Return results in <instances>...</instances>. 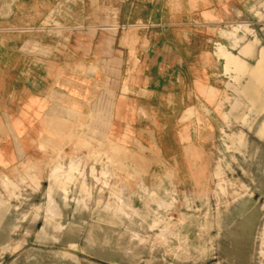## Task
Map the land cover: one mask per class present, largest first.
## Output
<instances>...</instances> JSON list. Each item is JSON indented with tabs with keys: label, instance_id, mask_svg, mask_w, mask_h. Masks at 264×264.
<instances>
[{
	"label": "rangeland",
	"instance_id": "rangeland-1",
	"mask_svg": "<svg viewBox=\"0 0 264 264\" xmlns=\"http://www.w3.org/2000/svg\"><path fill=\"white\" fill-rule=\"evenodd\" d=\"M102 1L0 0V47L38 50L51 45L57 61H68L66 57H75L68 51L92 41L99 44L103 33L136 29L133 24L115 27V20L104 18ZM223 29L234 50L226 38L220 43L230 50L218 44L217 54L224 59V72L237 83L238 96L209 101L211 111L205 101L193 98L181 115L182 84L167 86L176 92L175 99L160 98L152 119L158 123L159 142L173 146L163 150L173 157L166 168L117 147L127 142L115 135L104 159V145L88 138L89 81L80 75L87 69L77 70L79 80H72V88L60 84L78 95L81 132L72 136L68 131L55 147L49 146L45 171L31 174L30 185L2 205L0 264H264V92L258 86L264 71L262 79L261 74L254 78L260 70L257 51L264 50V0H250V21L227 23ZM21 52H2L0 62L21 61ZM78 55L80 61L92 57ZM59 71L66 75L72 70ZM198 71L175 70V78L184 73L193 90ZM9 75L24 78L28 73L0 71V77ZM55 100L63 109L70 105L64 95ZM115 103L112 93L111 109ZM126 110L132 113V108ZM216 112L223 114L224 123ZM62 118L54 122L53 115L47 117L50 124L70 129V118ZM97 119H91V128L103 126ZM120 119L123 127L134 126L131 117Z\"/></svg>",
	"mask_w": 264,
	"mask_h": 264
},
{
	"label": "crops",
	"instance_id": "crops-1",
	"mask_svg": "<svg viewBox=\"0 0 264 264\" xmlns=\"http://www.w3.org/2000/svg\"><path fill=\"white\" fill-rule=\"evenodd\" d=\"M102 2L105 5L103 17L109 22L115 20V27L125 28L133 24L136 29L119 31L115 28L116 33H103L99 44L94 45L92 41L68 51L75 53V57H66L68 61H57L56 48L51 45L38 50L9 45L0 47V53L10 55L22 50L21 61L13 64L0 62V71L8 69L18 73L22 69L28 73L24 78L11 75L0 77V211L7 200L30 185L31 174L45 171L49 146L55 147L59 137L68 131L72 132V136L81 132L76 124L80 115L78 95L60 86L65 84L72 88V80H79L77 70L80 68L96 69L91 72L86 70L80 75L89 81V103L85 110L88 138L91 135L93 144L104 145V159L105 151L110 148V143H114L110 137L115 135L117 140L125 139L127 142L116 146L129 150L135 158L144 156L151 166L166 168L170 164L173 157L163 155V150L173 146L159 142L158 123L152 119L156 116L160 98L173 103L176 92L168 90L167 86L175 82L182 84L181 115L191 108L193 98L205 101L211 111L209 101L217 104L229 95L231 101L238 96L235 90L237 83L224 72V59L218 56L217 48L218 44H222L220 41L228 38L231 50L222 45L230 51L234 50L233 41L223 27L235 21H250V0ZM112 10H115L114 16ZM97 33L95 31L93 35ZM196 39L198 46L194 45ZM235 49L238 52V47ZM80 53L83 56L91 53L92 57L80 61ZM37 55L36 62L32 61L31 57ZM192 68H199L192 81L193 90L190 79L187 81L184 73L175 78V70ZM60 69L72 71L65 75ZM112 93L116 100L113 109L110 107ZM21 94L24 95L22 99ZM58 95H64L70 103L67 108L63 109L55 100ZM127 108H132V113H128ZM48 115L55 117L54 122H61L62 116L66 115L70 118V129L67 125L50 124ZM216 115L224 123L223 114L216 112ZM126 117L132 118L134 126L123 127L120 118ZM92 118L102 119L103 126L93 125L91 128L89 123ZM230 119L233 120V117ZM187 139L192 141L190 127ZM142 148L147 151L142 152Z\"/></svg>",
	"mask_w": 264,
	"mask_h": 264
},
{
	"label": "bare ground",
	"instance_id": "bare-ground-1",
	"mask_svg": "<svg viewBox=\"0 0 264 264\" xmlns=\"http://www.w3.org/2000/svg\"><path fill=\"white\" fill-rule=\"evenodd\" d=\"M249 45H250V44H249ZM260 48H262V49H258V51H257V58H256L257 66H258V68H260V70H259V71L256 70V73H254V74H255V75H254V78H256L258 75H260L262 71H264V50H263V46L260 47ZM248 55H249V54H248ZM233 58H234V57H233ZM236 59H237V58H236ZM230 60H231V59H230ZM237 61L239 62L238 59H237ZM243 61H244V60H243ZM240 62L242 63V59L240 60ZM232 63H234V62H232ZM235 63H236V61H235ZM235 63H234V64H235ZM243 63H245V62H243ZM236 64H237V63H236ZM236 64H235V65H236ZM255 64H256V63H255ZM230 65H231V64H230ZM235 65H234V67H235ZM238 65H240V64H238ZM247 65H248V64H247ZM247 65H246V66H247ZM232 66H233V65H232ZM236 66H237V65H236ZM243 66H244V65H242V67H243ZM246 66H245V67H246ZM254 66H255V65H254ZM254 66L252 65V68H251V69H253ZM238 68H240V67H238ZM238 68H237V69H238ZM255 68H256V67H255ZM244 69H245V68H244ZM244 69H243V70L240 69V70L243 72ZM240 70H239V72H240ZM236 71H237V70H236ZM251 71H252V70L249 69V72H247V73H251ZM250 75H252V74H250ZM263 75H264V73H263ZM263 75L261 74V78H260V79H262V76H263ZM263 78H264V76H263ZM258 79H259V76H258ZM256 80H257V79H256ZM250 83H252V82H250ZM254 83H255V82H254ZM257 83H258V82H257ZM252 84H253V83H252ZM252 84H250V85H252ZM254 85H255V84H254ZM254 85H252V86H254ZM258 86H259L260 90H262V91L264 92V79H262V81L258 84ZM253 88H254V87H253ZM256 88H257V87H256ZM256 88H255V89H256ZM255 89H253V90L255 91ZM256 91H257V90H256ZM256 91H255V93H256ZM255 93H252V94H251V93L249 92V95H253V94L255 95ZM258 93H259V91H258ZM259 94H260V93H259ZM257 97H258V95L256 94V97H255V98H257ZM262 97H263V95H262ZM251 98H252V97H250V100H251ZM253 99H254V97H253ZM259 99H260V98H259ZM259 99H258V100H259ZM261 100H262V99H261ZM252 104H253V103H252ZM259 105H261V102H258V103H257V106H258V107H259ZM251 106H252V105H251ZM263 107H264V105L262 104V105H261V109H262ZM252 108H253V107H252ZM252 108H251V109H252ZM251 109H250V110H251ZM256 109H257V108H256ZM259 109H260V108H259ZM261 109H260V110H261ZM263 109H264V108H263ZM263 109H262V110H263ZM252 110H253V109H252ZM260 110H258V111H260ZM258 111H255V113H260V112H258ZM262 114H263V113H262ZM260 115H261V114H260ZM260 115H259V116H260ZM259 116H258V117H259ZM262 116H263V115H262ZM260 118H261V116H260ZM256 119H257V118H256ZM256 119H255V120H256ZM255 120H254V121H255ZM257 120H258V119H257ZM259 120H260V119H259ZM262 120L264 121V117H262ZM262 120H261V122H262ZM254 121H253V123H254ZM261 122H260V123H261ZM262 123H264V122H262ZM251 125H252V124H251ZM251 125H250V126H251ZM261 126H262V125H261ZM251 127H252V126H251ZM251 127H249V129H250ZM255 127H256V126H255ZM263 130H264V129H263ZM262 139H264V137H263Z\"/></svg>",
	"mask_w": 264,
	"mask_h": 264
}]
</instances>
